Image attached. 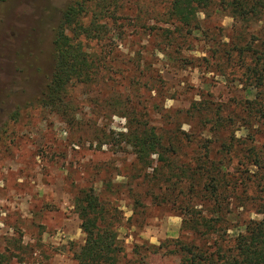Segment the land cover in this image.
<instances>
[{
    "label": "rangeland",
    "instance_id": "374dc122",
    "mask_svg": "<svg viewBox=\"0 0 264 264\" xmlns=\"http://www.w3.org/2000/svg\"><path fill=\"white\" fill-rule=\"evenodd\" d=\"M67 1L0 7V252L7 263L78 264L73 253L85 235L74 201L90 188L117 231L118 264H180L171 252L177 241L213 248L215 234L202 237L189 226L193 214L229 217L216 223L223 238L243 219L260 218L254 209L264 188L248 153L254 147L264 157V83L237 47L251 42L264 51V18L240 25L223 7L210 8L189 30L172 16V0H117L105 37L88 43L103 59L100 69L91 82L70 83L57 112L36 97L53 69L52 29ZM137 126L161 136L164 162L155 154L148 166L137 162L120 135ZM211 161L224 189L220 212L200 189L198 168Z\"/></svg>",
    "mask_w": 264,
    "mask_h": 264
},
{
    "label": "trees",
    "instance_id": "16d2710c",
    "mask_svg": "<svg viewBox=\"0 0 264 264\" xmlns=\"http://www.w3.org/2000/svg\"><path fill=\"white\" fill-rule=\"evenodd\" d=\"M4 2L5 0H0V7ZM221 7L240 25L256 23L264 18V0H172L170 12L181 27L194 30L198 29L199 12L207 15L210 8ZM116 11L117 0H68L64 4L60 18L52 29L53 69L41 93L35 98L39 105L60 112L65 100V90L70 83H88L95 78L103 59L98 52L88 49V43L98 42L105 37L107 23L114 18ZM237 48L239 54L247 53L251 57L252 64L247 69H251L256 75L258 84L264 83L261 73L264 69L263 49L254 51L251 42ZM120 135L132 148L138 163L150 165L152 154L157 155L158 161L166 160V147L154 127H130L128 131L120 132ZM248 154L249 158L252 155L256 158L251 162L260 168L259 178L264 188V157L258 156L254 147H251ZM214 164L211 161L209 167L198 168L205 181L200 189L207 194L208 203L213 209L220 212L224 189L219 170L213 167ZM227 189H230V185ZM74 206L85 238L84 243L74 251L73 258L78 264H118L122 247L118 243L113 222L106 220L104 216L105 209L98 195L91 188L82 190L76 195ZM254 210L260 218L243 219L238 224L241 230L234 235L225 233V238L220 229H217L216 223H229V217H223L222 214L220 219L200 214L191 215L187 221L195 232L202 237L209 236L210 232L215 234L213 248L206 243L177 241L171 252L181 255L180 264H264V200L259 201ZM199 225L205 226L207 231L200 232ZM227 230L225 228V232ZM6 258L0 252V264H8Z\"/></svg>",
    "mask_w": 264,
    "mask_h": 264
}]
</instances>
